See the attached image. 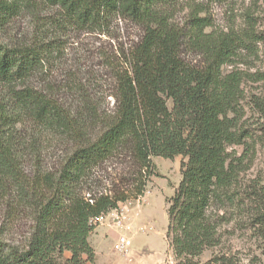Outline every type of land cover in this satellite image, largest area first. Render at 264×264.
<instances>
[{
    "label": "trees",
    "instance_id": "trees-1",
    "mask_svg": "<svg viewBox=\"0 0 264 264\" xmlns=\"http://www.w3.org/2000/svg\"><path fill=\"white\" fill-rule=\"evenodd\" d=\"M191 1L0 0V31L21 16L34 29L28 43H0L4 83L27 78L58 52L57 35L65 28L103 35L119 19L141 31L138 42L121 53L123 64L112 68L110 112L101 113L80 86L66 88L75 97L78 114L88 119L84 127L58 100L29 89L16 93L38 122L60 131L70 149L57 169L36 171L28 178L0 135L1 186L9 180L17 184V203L31 221L22 248L0 242V264H93L91 221L143 196L155 174L152 158L184 159L181 181L167 208L166 237L176 264H199L196 258L219 245L222 218L212 211L230 200L228 192L242 161L230 159L227 148L264 145V102L253 101L260 119L256 133L239 128L230 116L239 103L238 75L222 77L221 69L243 42L205 33L210 24L196 14L189 17L186 33L172 10ZM257 40L264 43V35ZM185 41L199 54L197 65L182 57ZM262 189L253 214L258 232L264 228ZM204 264L240 263L216 256Z\"/></svg>",
    "mask_w": 264,
    "mask_h": 264
},
{
    "label": "rangeland",
    "instance_id": "rangeland-1",
    "mask_svg": "<svg viewBox=\"0 0 264 264\" xmlns=\"http://www.w3.org/2000/svg\"><path fill=\"white\" fill-rule=\"evenodd\" d=\"M184 5L172 11L175 22L186 33L190 30L189 17L196 14L210 24L205 33L227 34L243 42L236 56L222 67L221 74L238 75L239 103L236 113L230 116L235 117L239 128L255 134L260 119L253 101L258 98L264 102V43L257 40L264 35V0H193ZM33 31L30 19L21 16L0 31V43L9 46L28 43ZM140 36L136 26L119 19L112 20L103 35L65 28L57 35L58 52L45 59L27 78L0 82V135L10 143L24 176L30 178L36 171L57 169L70 147L55 126L38 122L16 93L29 89L39 96L58 100L61 106L70 109L75 123L84 127L88 119L78 114L75 97L66 88L80 86L101 113L110 112L115 89L112 68L123 64L121 53H126ZM181 55L192 64L200 61L199 54L191 51L186 41ZM167 106L171 108L170 100ZM227 152L230 159L242 161L228 192L230 200L223 209L212 211L222 218L219 245L205 250L195 262L204 264L213 257L226 256L240 264L252 261L264 264V228L258 232L260 226L253 221L258 208L256 195L264 187V145L252 144L247 150L244 145H232ZM183 160L151 159L155 174L149 178L143 196L120 204L90 234L89 243L95 252L93 264H176L166 237L167 208L181 181ZM16 186L13 180L2 186L0 182V242L22 248L31 221L27 211L17 203ZM116 218L121 227L115 226ZM120 235L130 240L127 253L114 249Z\"/></svg>",
    "mask_w": 264,
    "mask_h": 264
},
{
    "label": "built area",
    "instance_id": "built-area-1",
    "mask_svg": "<svg viewBox=\"0 0 264 264\" xmlns=\"http://www.w3.org/2000/svg\"><path fill=\"white\" fill-rule=\"evenodd\" d=\"M117 210V209H116ZM116 210H113V211H110L108 214L106 215H101L95 219H93L91 221V223L96 227V225L98 224H102L110 215L113 214L114 211ZM117 221L115 223V226L117 227H121V222L118 218H116ZM129 246H130V240L125 237V236H118L115 244H114V249L116 252H119V253H127L128 249H129Z\"/></svg>",
    "mask_w": 264,
    "mask_h": 264
},
{
    "label": "crops",
    "instance_id": "crops-1",
    "mask_svg": "<svg viewBox=\"0 0 264 264\" xmlns=\"http://www.w3.org/2000/svg\"><path fill=\"white\" fill-rule=\"evenodd\" d=\"M88 241H89V239H88Z\"/></svg>",
    "mask_w": 264,
    "mask_h": 264
}]
</instances>
